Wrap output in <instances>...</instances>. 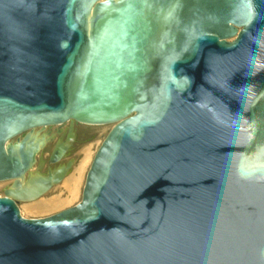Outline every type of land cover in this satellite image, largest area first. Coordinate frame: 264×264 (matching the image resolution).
Returning <instances> with one entry per match:
<instances>
[{
	"label": "water",
	"instance_id": "95a60500",
	"mask_svg": "<svg viewBox=\"0 0 264 264\" xmlns=\"http://www.w3.org/2000/svg\"><path fill=\"white\" fill-rule=\"evenodd\" d=\"M0 264H264V0H0Z\"/></svg>",
	"mask_w": 264,
	"mask_h": 264
},
{
	"label": "flooded vegetation",
	"instance_id": "af4514ba",
	"mask_svg": "<svg viewBox=\"0 0 264 264\" xmlns=\"http://www.w3.org/2000/svg\"><path fill=\"white\" fill-rule=\"evenodd\" d=\"M52 134H54L55 136L59 135L60 137H63L62 142L63 141L64 142L63 143L62 142L54 143L53 146H52V149L49 151L48 158L53 156L54 150L56 149L57 146L62 147V145H63V147H65L66 146L65 144H67V142H68V140L70 138L72 139L71 140V145H70V147H67L66 150H65L66 152L69 150V152H67V155L71 152V150H72L71 148L73 147V145L77 143V142H75L76 141L75 131H74V129H70L69 127L66 128V129L63 128L62 131L59 130L58 128H54V130L51 131V134H49V135H52ZM65 154L66 153L64 152V154L62 156V160H63ZM55 164H57V162ZM55 164L53 166H55ZM70 164L72 165V160L64 163L65 166H69Z\"/></svg>",
	"mask_w": 264,
	"mask_h": 264
}]
</instances>
